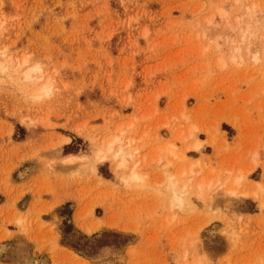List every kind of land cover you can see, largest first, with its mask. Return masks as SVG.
I'll return each mask as SVG.
<instances>
[{
    "label": "rangeland",
    "instance_id": "374dc122",
    "mask_svg": "<svg viewBox=\"0 0 264 264\" xmlns=\"http://www.w3.org/2000/svg\"><path fill=\"white\" fill-rule=\"evenodd\" d=\"M114 135L128 165L92 162ZM257 183L264 0H0V264H264Z\"/></svg>",
    "mask_w": 264,
    "mask_h": 264
},
{
    "label": "bare ground",
    "instance_id": "6f19581e",
    "mask_svg": "<svg viewBox=\"0 0 264 264\" xmlns=\"http://www.w3.org/2000/svg\"><path fill=\"white\" fill-rule=\"evenodd\" d=\"M27 62V59H25L24 60V63H26ZM23 78H24V80L25 81H30V82H34V83H36L37 82V79H40L41 77H43L44 76V72H43V70H42V67L39 65V64H33V66H30L29 68L27 67V69H25V70H23ZM45 79V78H44ZM52 93V84H51V82H43V83H41L40 85H38L34 90H33V92H32V95H33V97L34 98H42V97H44V96H49L50 94ZM229 120V122L234 126V127H238V124L236 123V121H234L233 119L232 120H230V119H228ZM195 127H191V129L189 130V135H193V134H195ZM105 138V137H104ZM68 140V138L67 137H65L64 138V141H67ZM105 140V139H104ZM107 140V141H106ZM106 142H105V144H103L102 146H100V147H96L95 149H97V150H95L93 153H94V157L92 156V157H90L89 156V159L90 158H92V162H97V161H102V160H105V159H107V158H109L110 156L113 158V159H116L117 160V165H116V167L117 168H122V167H126L127 165H128V162H129V158L131 157V158H133V156H134V154L137 152V150H138V148L137 147H134V149H132L131 147H128V148H131V149H128V148H126V146L125 145H123L122 144V141H123V139H122V137H120V135H114V136H111V137H108V138H106ZM102 140H101V144H102ZM100 144V145H101ZM173 144V143H172ZM168 145V144H167ZM174 146L176 147V145H173V146H171V144H169V147H167V150L169 151L168 153H170L173 157H182V156H184V157H186L184 154L183 155H181L177 150H176V148H174ZM166 147V146H165ZM201 147H202V141L200 140V139H196V141H195V143L193 144V149L194 150H196V151H200L201 150ZM137 148V149H136ZM165 149V148H164ZM166 150V149H165ZM161 151V150H160ZM160 151L158 150V151H156V154L158 155V153H160ZM165 152V151H164ZM139 153V152H138ZM138 153H137V155H138ZM165 154V153H164ZM143 156V155H142ZM145 156V155H144ZM143 156V157H144ZM160 156H162V154H160ZM159 156V157H160ZM81 156L80 155H78V154H68V155H66L65 157H64V160H66V164L68 163V161H69V164H71L72 163V161L73 160H76V159H78V158H80ZM83 157V156H82ZM151 157L152 158H154L153 157V155H151ZM159 157H158V159H159ZM163 157V156H162ZM84 158H86V157H84ZM150 158V157H149ZM161 158V157H160ZM143 159V158H142ZM53 160H55V159H53ZM52 159L49 161L50 163H52V162H55V161H57V160H55V161H53ZM63 160V159H62ZM61 160V163H63V161ZM145 160V159H144ZM144 160H142V161H144ZM160 160V159H159ZM48 161V160H47ZM52 161V162H51ZM70 161H71V163H70ZM148 161V160H147ZM146 161V163H149V162H147ZM157 161V160H156ZM198 161V160H197ZM138 162V161H137ZM136 162V163H137ZM57 163H59V162H57ZM57 163L56 164H54L55 166L57 165ZM135 163V164H136ZM47 164H49V163H47ZM51 165V164H50ZM54 165H51L52 166V168L54 169ZM83 165V164H82ZM135 166V165H134ZM191 166V165H190ZM51 168V167H50ZM93 168H94V166H93ZM250 169L252 170L253 168L251 167V168H249V169H247V170H249L250 171ZM189 170V171H188ZM187 170V172H191L192 173V171L194 172V170H193V167L191 166V168H189ZM246 170V171H247ZM93 171H95V170H93ZM239 172H242V170L241 171H239ZM244 172V171H243ZM243 172L242 173H238L237 174V176L235 177V181H236V183H240L241 182V179H243L244 178V174H243ZM248 172V171H247ZM246 172V173H247ZM182 173H184V171H182ZM24 175V174H23ZM22 175V176H23ZM124 175V174H123ZM143 178V177H142ZM191 178H192V176H191ZM135 180V181H139V183H141L140 182V180L142 181V179H141V176H140V174L138 173V171H137V169H136V167H133V168H131V170H129V174L125 177V180H127V181H129V180ZM190 178H188V180H187V182L188 181H190L189 180ZM123 180V179H122ZM169 181H170V186H169V189H168V191L170 192V197H169V195H168V197L170 198V202H168V204L170 203V206H167V207H170V209H172V207H174L175 208V206H180L179 208H175V209H182V207L181 206H184V205H186L187 203H186V199H188L189 197V194H188V196H186L187 195V189H186V184L184 183V185H182L183 184V182H181V179H178V178H170L169 179ZM193 181V180H192ZM191 181V182H192ZM190 182V183H191ZM182 183V184H181ZM197 183V182H196ZM201 183H202V181H201ZM201 183H197L196 185H197V187L196 188H199V187H202V185H203V183L201 184ZM195 184V183H194ZM198 184H200L199 186H198ZM189 186H190V184H189ZM188 186V187H189ZM194 186V185H193ZM233 186V185H232ZM190 188V187H189ZM255 188V187H254ZM191 189V188H190ZM199 189H201V188H199ZM189 191H191V190H189ZM236 188H234V187H230V189H229V193L230 194H235L236 193ZM187 192V193H186ZM186 193V194H185ZM246 193H248V192H244V196H246ZM251 193L254 195V196H256L259 200H260V203H261V206H264V189H263V187H262V185H260V184H256V188L255 189H253L252 191H251ZM184 194H185V197H184ZM169 198H168V200H169ZM188 201H189V203H190V199H188ZM167 204V205H168ZM189 205H192V204H188V205H186V206H188V207H193V206H189ZM184 208H187V207H185L184 206ZM188 209V208H187ZM190 209V208H189ZM77 220L79 221V222H81L82 220H81V217H80V219H79V216H78V218H77ZM83 223V222H82ZM81 223V224H82ZM83 225V224H82ZM84 226V225H83ZM85 228V227H84ZM86 229V228H85ZM90 228H87L86 230L88 231ZM89 231H91V230H89Z\"/></svg>",
    "mask_w": 264,
    "mask_h": 264
}]
</instances>
